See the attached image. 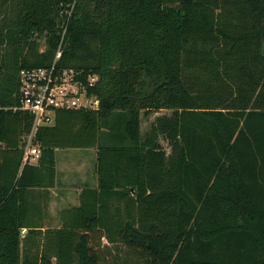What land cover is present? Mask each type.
Wrapping results in <instances>:
<instances>
[{
  "label": "trees",
  "instance_id": "1",
  "mask_svg": "<svg viewBox=\"0 0 264 264\" xmlns=\"http://www.w3.org/2000/svg\"><path fill=\"white\" fill-rule=\"evenodd\" d=\"M54 60L99 107L56 109L31 164L19 72ZM66 147L98 184L41 229ZM0 264H264V0H0Z\"/></svg>",
  "mask_w": 264,
  "mask_h": 264
},
{
  "label": "built area",
  "instance_id": "2",
  "mask_svg": "<svg viewBox=\"0 0 264 264\" xmlns=\"http://www.w3.org/2000/svg\"><path fill=\"white\" fill-rule=\"evenodd\" d=\"M60 52L57 51L56 58ZM96 76L89 78V84ZM19 95L21 109L33 115V126L26 136L23 161L36 160L39 148L31 143L38 126L49 124L56 109H98L99 99L87 95L85 89L74 81L72 70L58 71L54 62L47 67L22 68L19 72Z\"/></svg>",
  "mask_w": 264,
  "mask_h": 264
},
{
  "label": "crops",
  "instance_id": "3",
  "mask_svg": "<svg viewBox=\"0 0 264 264\" xmlns=\"http://www.w3.org/2000/svg\"><path fill=\"white\" fill-rule=\"evenodd\" d=\"M53 117L54 113L49 124ZM54 152V184L50 187H31L25 196L27 218L41 229L60 227L59 212L79 205L82 189L96 188L98 184L95 173L96 147L55 148ZM58 152H61L59 156ZM29 162L36 164L37 159ZM25 231V228L21 229L22 234Z\"/></svg>",
  "mask_w": 264,
  "mask_h": 264
},
{
  "label": "rangeland",
  "instance_id": "4",
  "mask_svg": "<svg viewBox=\"0 0 264 264\" xmlns=\"http://www.w3.org/2000/svg\"><path fill=\"white\" fill-rule=\"evenodd\" d=\"M41 49H43V44L41 45ZM171 111H169V110H161L160 112H158V113H150L148 116H146V115H144L143 113H142V117H141V124H140V128H141V132H142V134L143 133H145L148 129H149V126H150V122H151V120L154 118V116L156 115V114H163V113H165V114H169ZM161 141V143H162V145L167 149V150H169L168 148H167V143L165 142V141H163V140H160ZM71 151H78V150H71ZM60 153L61 152H58V156L60 155ZM33 161H35V160H33Z\"/></svg>",
  "mask_w": 264,
  "mask_h": 264
}]
</instances>
